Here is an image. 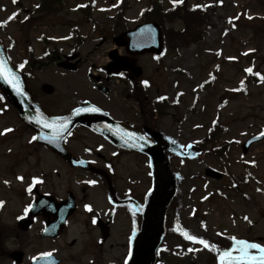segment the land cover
<instances>
[{
  "label": "rangeland",
  "instance_id": "rangeland-1",
  "mask_svg": "<svg viewBox=\"0 0 264 264\" xmlns=\"http://www.w3.org/2000/svg\"><path fill=\"white\" fill-rule=\"evenodd\" d=\"M187 2L190 7L218 5L207 11L209 27L204 29L199 44L176 45L175 50L167 44L161 57L147 55L137 59L143 71L141 79L151 83L146 101L139 98L141 110L125 97L130 86L117 81L106 99L92 89L94 83L87 76L98 74L97 70L109 62L107 55L114 48L112 38L120 33L115 30L113 19L119 0H63L64 9L54 15L36 14L38 0H21L18 4L0 0V24H5L0 28V44L13 67L27 74V90L47 116H63L90 102L104 108L125 127L143 133L142 111L153 132L183 148L204 141L215 121L220 133L216 131L215 144L206 143L203 150H197L195 159L183 160L167 154L177 177L178 192L166 214V233L158 256L165 264H220L226 251L240 255L234 250L238 245L233 237L264 248V140L251 146L246 154L242 152L244 142L264 133V83L247 84L244 74L251 69L264 75V0ZM173 3L174 0H159L164 9ZM79 5L93 7L91 21L76 11ZM148 6L146 0H128L127 11L119 22L122 30L137 25ZM164 23L166 30H182L180 20ZM26 47L33 53L29 59L40 62L32 70L24 65ZM74 56L73 63L79 61L76 72L57 67L59 61ZM43 84L51 85L54 94H41L39 88ZM134 85L140 88L137 82ZM156 93L165 95L175 105L157 119L151 118L148 109ZM225 97L229 100L220 107V98ZM3 105L0 226L11 235L3 238L5 251L20 252L22 264H29L44 253H51L61 264H125L131 236L139 230L133 202L142 204L151 187L147 158L119 150L88 130L77 128L66 142L68 153L84 158L89 151L94 159L96 153L103 155L104 160L96 166L105 174L74 173L70 166L59 163L51 149L36 143L35 131L18 119L9 102ZM214 147L222 152L221 156L209 153ZM108 163L113 167L112 174L104 167ZM206 170L219 173L222 178H208ZM90 181L96 183L90 185ZM35 184L40 193L57 199L65 197L66 192H73L76 197L77 212L67 232L54 241L40 238V219L26 233L16 228L17 220L32 201L29 189ZM86 205L97 212L106 229H87ZM112 212L108 223L106 218ZM185 233L207 241L208 248L191 241ZM72 242L74 245L70 246ZM248 251L260 255L259 249ZM0 264L14 263L3 259Z\"/></svg>",
  "mask_w": 264,
  "mask_h": 264
},
{
  "label": "water",
  "instance_id": "water-1",
  "mask_svg": "<svg viewBox=\"0 0 264 264\" xmlns=\"http://www.w3.org/2000/svg\"><path fill=\"white\" fill-rule=\"evenodd\" d=\"M219 1V0H217ZM128 39V42L126 41ZM113 44L117 47H125L127 54L131 57L143 55L145 53H154L159 55L162 51L161 32L156 24L148 23L136 27L134 30L121 34L113 39ZM110 53L109 57L113 61L110 72H119L121 70H130L133 78L141 75V69L136 67L135 60L128 58H117ZM0 61L11 73L19 78L20 91L13 88L3 77H0V87L4 90L9 98L11 105L15 109L18 117L27 125L37 131V142L44 144L55 151L65 155L66 152L62 146V141L77 125L84 126L92 132L103 136L113 145L128 151H136L146 154L149 157L150 168L152 172V188L144 198L143 206L135 205L136 211L141 215L142 222L140 231L133 237V248L127 264H155L156 251L160 241L165 233V216L168 206L177 192L176 177L172 174L165 152L180 154L184 158H194L196 152L194 149H188L184 153L181 147L166 141L157 133H150V140L139 135L135 131L124 129L121 125L115 123L103 112H94L95 108L91 105H84L78 109L85 111L77 112L74 110L70 115L64 117H47L41 108L32 102L31 95L27 92L24 80L21 74L15 71L0 46ZM61 68L74 71L76 68L73 64L63 62L59 65ZM40 91L44 95H52L54 89L52 86L44 84ZM62 118V119H57ZM47 120L52 123L57 121V126L64 125L60 136L53 138V129L47 128L43 123H37ZM143 138V139H141ZM264 139V136L252 138L243 146V153H247L249 147ZM81 162L73 164L81 165ZM206 176L213 179H220L221 175L211 170L206 171ZM75 212V200L71 194L68 200L61 204H56L52 198L39 196L37 201L29 207L26 217L18 223L22 231H26L32 224L31 218L41 215L46 222V228L42 237H57L64 229L66 220ZM52 219V220H50ZM11 258L16 263L22 260L21 253L11 254ZM60 261L55 257L48 256L40 258L31 264H59Z\"/></svg>",
  "mask_w": 264,
  "mask_h": 264
},
{
  "label": "trees",
  "instance_id": "trees-1",
  "mask_svg": "<svg viewBox=\"0 0 264 264\" xmlns=\"http://www.w3.org/2000/svg\"><path fill=\"white\" fill-rule=\"evenodd\" d=\"M21 0H18L20 3ZM39 5L35 8L36 14L43 13L44 15H54L55 13L62 11L64 9L63 0H38ZM151 9L161 11V6L157 1H150ZM128 8L127 0H121V7L118 9L116 14V23L114 24L115 30L117 32L122 30V27L119 26V22L122 21L125 11ZM76 11H79L84 18H87V21H91V14L93 7L90 6H79ZM33 13L31 14V16ZM164 17L169 22H174L180 20L182 22V30L175 31L173 29L167 30L165 32V42L166 45L169 44V49L177 48L176 45H188L189 43L199 44L203 40L204 29L209 27V19L207 15V10L201 7H189L187 0H179V4L174 5L171 9H168L164 13ZM145 19L148 21H155L162 23L161 16L157 18L155 14L145 15ZM121 27V28H120ZM54 56H58L56 52H52ZM26 58H31L32 51L29 47H26ZM246 83L247 84H260L264 83V75L258 72H246ZM243 84L240 87H244ZM238 91V90H236ZM5 100L4 95L0 92V104ZM229 99L227 97L220 99V107H223ZM164 109H167L169 106L163 103L162 106ZM161 108V107H160ZM173 108V107H172ZM215 129L207 133V141L211 144H215L216 140V131H219L216 127L218 124L214 123ZM224 130V128H222ZM221 130V131H222ZM206 142H200L197 146L203 149V146ZM209 153L214 155H222L220 150H217L214 147ZM163 263V262H162Z\"/></svg>",
  "mask_w": 264,
  "mask_h": 264
},
{
  "label": "flooded vegetation",
  "instance_id": "flooded-vegetation-1",
  "mask_svg": "<svg viewBox=\"0 0 264 264\" xmlns=\"http://www.w3.org/2000/svg\"><path fill=\"white\" fill-rule=\"evenodd\" d=\"M118 54L123 57L125 55V52H124V50L120 49V52L118 51ZM76 66H77V70H78L79 61L76 62ZM111 70L112 69L109 67V65L106 64L104 67L99 68L97 70L98 74L94 75V76H96V78L93 79V77H91L90 74H87L88 77L90 78V81L94 83V85L92 86L93 90L95 92H100L102 94V96L106 99L113 92V88H114L113 84L116 83L117 81L121 82L124 86H130L131 87V85L129 84V81H130V74L129 73H123V75H120V73L118 75H108V71H111ZM102 89H104L105 91H102ZM159 95L160 94H157V93L155 94V96L153 98V102L159 100ZM125 97L130 98L135 103H138L140 95L137 94V87L134 86L130 93L125 94ZM144 101H146V98H144ZM97 107H99V106H97ZM99 108L102 111L107 113V111L104 108H101V107H99ZM151 114H152L151 118L157 119L155 112H153V113L151 112ZM140 119H141V113H140ZM145 126L149 127L150 124L142 125L141 129L143 130V127H145ZM56 155L58 156V161L62 166H71V164H70L71 159H73V160H85L87 162L88 169L72 168V172H74V173L80 172V174H87V175L105 174L104 170H101L100 168H98L96 166V165H100L101 162L104 160V156L101 154L96 153L95 154L96 159L93 158V153H91V152H86V155L84 158L73 157L70 154H68L67 156H60L58 154H56ZM104 167H105V169L108 170V172H109L108 174H110V173L112 174L114 172L113 167L110 163L105 164ZM52 186H53V183H52ZM68 194H69V192H66L65 197L60 198V199H57L52 194H50V195L47 194V195L53 197L56 202L61 203L67 198ZM36 198H37V193L36 194L33 193L32 194V201ZM84 215L89 216L88 222H87V219L85 222L87 229L91 230L90 227L94 228V227H101V226H104V229L107 228V225H105L101 222V220H100L101 218H99L97 216V212H95L93 209H92V211H88L86 208H84ZM113 215H114V212H112L111 215H109L106 218V222L109 223V221L111 220ZM35 220H39V218H36ZM93 220H95L96 223H93ZM65 232H67V229L62 233V235ZM4 235H5L4 229L0 228V262H1V260L4 259L5 254H6V251L3 247L4 243L2 240ZM8 258H7V260H10V253L9 252H8Z\"/></svg>",
  "mask_w": 264,
  "mask_h": 264
},
{
  "label": "snow or ice",
  "instance_id": "snow-or-ice-1",
  "mask_svg": "<svg viewBox=\"0 0 264 264\" xmlns=\"http://www.w3.org/2000/svg\"><path fill=\"white\" fill-rule=\"evenodd\" d=\"M175 2H179V0H174V3ZM12 18H14V17H9V19H12ZM21 67H23V65H21ZM247 71L251 72V69H248ZM120 75H123V73H120ZM0 77H3L8 83H10L12 85L13 88L17 89V91H20L19 78L14 76L11 73V70L8 69L6 67V65L3 64L2 61H0ZM144 84L147 86L148 82L144 81ZM161 99H163V98H161ZM91 110L94 112L100 111L98 108H93ZM80 111H85V109H77V112H80ZM57 119H62V118H57ZM37 123H43L45 127L53 129L54 135H53L52 139H56L60 136V132L64 126V125H60L58 127L56 120H53L52 123H48L47 120L41 121L40 119H37ZM7 131H11V129H5V132H7ZM0 134H2V133H0ZM261 135H264V133H261ZM33 139L35 140L36 137H33ZM141 139H143V138H141ZM19 179H22V177H20ZM90 183L94 184L96 182L90 181ZM29 191H31V189H29ZM0 203H2V202H0ZM85 207L88 211H92L91 206L86 205ZM28 211H29V209L26 208L25 213H27ZM245 219H247V217ZM93 223H96V221L93 220ZM185 235L187 236V233H185ZM187 238L194 241V242L197 241V238L195 236H187ZM233 240L235 241L236 245H238V248H236L234 250L238 251L240 253V255L233 257L231 251H226L221 256L220 264H240V262H242V261H247L248 264H264V248H262L259 244L248 243L247 241H244V240H236L235 237H233ZM198 242L201 244H204L205 247L209 246L208 242L203 240V239H200ZM249 249H259L260 255L258 257L251 255L248 251ZM43 255L50 256L51 253H44Z\"/></svg>",
  "mask_w": 264,
  "mask_h": 264
}]
</instances>
